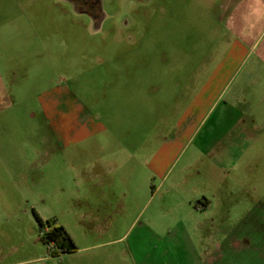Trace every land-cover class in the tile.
I'll list each match as a JSON object with an SVG mask.
<instances>
[{"label":"rangeland","instance_id":"obj_1","mask_svg":"<svg viewBox=\"0 0 264 264\" xmlns=\"http://www.w3.org/2000/svg\"><path fill=\"white\" fill-rule=\"evenodd\" d=\"M238 1L0 0V264H78L76 243L56 254L35 216L93 242L69 166L80 161L106 180L134 165L135 222L97 250L113 247L114 264H146L122 249L138 236L144 250L156 225L208 251L196 264H264V74L247 72L254 54L224 60ZM202 197L215 200L209 237L195 229Z\"/></svg>","mask_w":264,"mask_h":264},{"label":"crops","instance_id":"obj_2","mask_svg":"<svg viewBox=\"0 0 264 264\" xmlns=\"http://www.w3.org/2000/svg\"><path fill=\"white\" fill-rule=\"evenodd\" d=\"M238 6L236 8L240 9L241 22L238 29L234 28V24L231 25L233 32H231V37L233 38L230 43L228 52L224 57V60L230 61L232 55L234 56L236 52L244 53V58L250 54H254V63L256 67L247 68V72H258L264 74V0H239ZM234 19V18H233ZM253 23H257L256 31L251 30ZM227 61V62H228ZM237 70V68L235 69ZM235 70L229 73L231 78L234 76ZM214 70L209 78L208 82L212 84L215 81L216 75L220 74V71ZM77 133L72 134V138L76 136ZM168 143L165 142V145ZM116 167V173H120L118 166ZM150 163L144 165L143 173L148 170L150 174ZM70 170L74 172V175L79 178V196L76 200L81 202V222L87 224L89 231L86 232L85 241H93L92 243H87L79 245L77 242V237L72 232V230L67 228L64 229L76 243L77 247L83 253L82 257H79L78 264H114L117 253L112 250L113 247H109V252H97L98 249L113 246L115 244L121 243L122 239L125 237L127 232L130 231L131 227L135 222V218L130 220V215L133 216L129 211V206L126 205L131 202L133 204L136 202L137 196L135 194L136 181L134 177H130L134 170L133 166L127 164V167L122 170L126 172V176L122 174V177H117L113 180H106L104 175L97 170L96 164L92 162H74L70 163ZM143 182V183H142ZM144 181H140L139 185L144 186ZM109 188L108 194L103 193V188ZM102 193V194H100ZM214 199V198H213ZM215 200H210L207 197H202L194 205V217L199 221L197 222L195 229L196 233H205L204 235H211L215 230V219L217 217L216 213L212 210L213 203ZM107 209V210H106ZM113 210V211H112ZM193 217V216H192ZM156 231L148 228L145 229L144 234L148 235L144 250L141 249L138 236H135L134 242H128L126 247L122 250H128L131 255L133 251L142 252L143 260L146 264H168L169 260L174 264H196L198 261L206 260L209 256L207 252L203 255L197 251V248L193 245L186 247L185 242L180 244L167 243L162 232V226L156 225ZM186 228H182L184 230ZM113 230H123V234L119 237L109 236L104 241H97L102 237L103 234H111ZM189 233L187 231H182L184 238L189 239ZM128 237V236H127ZM84 240V237H82ZM189 241V240H188ZM189 243V242H188ZM127 248V249H126ZM101 250V249H100ZM92 251V252H90ZM96 251V253H93ZM140 251V252H139ZM90 252V253H89ZM93 253V254H92ZM80 254V253H79ZM196 261V262H195Z\"/></svg>","mask_w":264,"mask_h":264},{"label":"trees","instance_id":"obj_3","mask_svg":"<svg viewBox=\"0 0 264 264\" xmlns=\"http://www.w3.org/2000/svg\"><path fill=\"white\" fill-rule=\"evenodd\" d=\"M39 226H47L48 231L45 236L41 238L44 244H52L56 249V254H64L72 252L76 249V246L66 232L62 225L56 224L55 219H47L43 221L38 215L35 216Z\"/></svg>","mask_w":264,"mask_h":264}]
</instances>
